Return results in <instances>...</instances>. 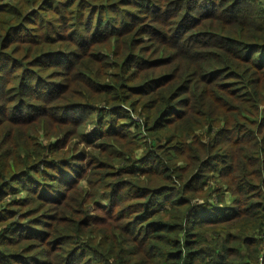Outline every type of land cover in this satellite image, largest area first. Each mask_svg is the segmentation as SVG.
I'll return each instance as SVG.
<instances>
[{
    "label": "trees",
    "instance_id": "16d2710c",
    "mask_svg": "<svg viewBox=\"0 0 264 264\" xmlns=\"http://www.w3.org/2000/svg\"><path fill=\"white\" fill-rule=\"evenodd\" d=\"M0 264H264V0H0Z\"/></svg>",
    "mask_w": 264,
    "mask_h": 264
},
{
    "label": "rangeland",
    "instance_id": "374dc122",
    "mask_svg": "<svg viewBox=\"0 0 264 264\" xmlns=\"http://www.w3.org/2000/svg\"><path fill=\"white\" fill-rule=\"evenodd\" d=\"M130 111H131V113H132V115H133V117H134V119H135V121H136V123H138L139 125L142 123V121H143V116L142 115H140V113L139 112H135L134 113V111H132L128 106H126ZM93 126V125H92ZM90 128H92V127H90ZM41 139H42V141L43 142H45L46 141V136H44V135H42L41 136ZM228 197H229V195H228ZM230 198V197H229ZM199 199V202H203V198L202 197H200V198H198Z\"/></svg>",
    "mask_w": 264,
    "mask_h": 264
}]
</instances>
